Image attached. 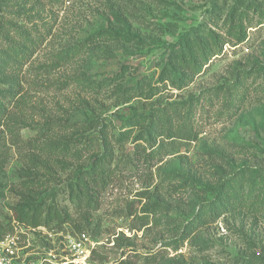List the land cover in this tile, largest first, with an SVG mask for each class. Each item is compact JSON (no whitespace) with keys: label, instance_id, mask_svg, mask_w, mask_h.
<instances>
[{"label":"rangeland","instance_id":"374dc122","mask_svg":"<svg viewBox=\"0 0 264 264\" xmlns=\"http://www.w3.org/2000/svg\"><path fill=\"white\" fill-rule=\"evenodd\" d=\"M15 205L88 264H264V0H0L2 237Z\"/></svg>","mask_w":264,"mask_h":264},{"label":"built area","instance_id":"2783aa9c","mask_svg":"<svg viewBox=\"0 0 264 264\" xmlns=\"http://www.w3.org/2000/svg\"><path fill=\"white\" fill-rule=\"evenodd\" d=\"M16 226L14 233L0 239V264H88L92 250L87 247L85 242L88 239L84 234L77 238L67 236L58 240L55 246L57 241L49 239L53 235L47 228L30 227L19 222H16ZM41 230L47 234L51 246H34L31 235Z\"/></svg>","mask_w":264,"mask_h":264},{"label":"trees","instance_id":"16d2710c","mask_svg":"<svg viewBox=\"0 0 264 264\" xmlns=\"http://www.w3.org/2000/svg\"><path fill=\"white\" fill-rule=\"evenodd\" d=\"M236 14V11L232 12L229 19H230V24L231 27L234 25V15ZM231 31V30H230ZM225 42H221L220 41V48L222 47V44H224ZM197 50L193 48V52H190V57L192 59V62H194V64L197 62L198 59H204L205 61H207L209 59V57L211 56H215L213 53V45L210 41L207 42H200L199 45H197ZM183 81V79H182ZM154 135V137L152 136ZM161 134H157L155 133V131H150L147 133L146 137H142L141 140H146L147 143H150L151 139H155V137L159 136ZM167 138H174L176 135L171 134V133H167ZM193 138V137H192ZM97 176L98 174H96V177L94 176L93 178H90V183H97ZM100 178V182H102V184H104L106 177L102 174L99 175ZM241 189V187H240ZM90 192H92V194H94V188H90L89 189ZM232 190V189H231ZM238 195V193L235 192V190L230 191V196L234 197L235 200H237L236 196ZM78 197V195H77ZM230 198V197H228ZM227 198V199H228ZM231 199V198H230ZM81 201L80 199H78L77 203L79 204ZM219 203V200L214 204L217 205ZM221 203H219L220 205ZM206 206L203 207L202 209L199 210V213L196 215L195 219L200 218V217H204L205 213H206ZM11 210L13 212V217L14 220L16 222L25 224L27 226L30 227H45V228H49L51 224H53L54 222H62L63 220L66 219L67 216V212L64 211H58L52 207H49L46 211H44L40 205L37 206H32V205H15L11 207ZM0 238H2V236L0 235ZM94 251L91 252V256H94ZM120 264H126V262L121 261Z\"/></svg>","mask_w":264,"mask_h":264}]
</instances>
